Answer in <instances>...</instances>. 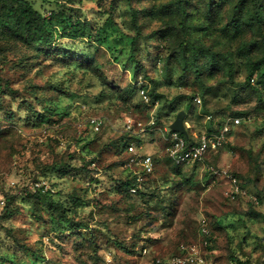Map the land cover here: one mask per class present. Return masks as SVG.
<instances>
[{
	"label": "rangeland",
	"instance_id": "374dc122",
	"mask_svg": "<svg viewBox=\"0 0 264 264\" xmlns=\"http://www.w3.org/2000/svg\"><path fill=\"white\" fill-rule=\"evenodd\" d=\"M29 1L54 10L49 43L0 4V264H166L184 247L203 264H264V0H245L260 22L237 0ZM181 110L199 133L242 122L177 166L168 130ZM152 112L157 127L141 131ZM129 143L152 173L128 164ZM211 167L244 194L229 197ZM133 174L141 193L123 184Z\"/></svg>",
	"mask_w": 264,
	"mask_h": 264
},
{
	"label": "built area",
	"instance_id": "2783aa9c",
	"mask_svg": "<svg viewBox=\"0 0 264 264\" xmlns=\"http://www.w3.org/2000/svg\"><path fill=\"white\" fill-rule=\"evenodd\" d=\"M51 13L48 12V15ZM144 101L151 104V96L145 88L140 91ZM198 102H201L200 97L195 98ZM242 118L238 116L228 117L224 122L215 130H206L202 133L194 130H188L187 134L180 131H175L169 128L168 130V146L167 154L173 164L177 166L194 164L205 160L210 154L219 151L227 142H229L230 134L234 127L241 124ZM141 131L145 132L157 127V116L155 112L151 113L150 119L146 124L140 123ZM131 127V124L129 125ZM187 128V127H186ZM126 151L129 153L128 164L141 166L146 173H152L154 169V160L151 154H141L133 143L126 145ZM211 170L217 176L223 177L227 180L229 188L227 194L232 199L238 198L244 194V189L241 184V180L237 174L230 170L217 169L211 167ZM141 177H138L140 181ZM140 187V183L130 188L134 193L137 192V188ZM207 225L206 219L202 220V226L204 231ZM185 247L180 254L162 260L157 259L158 263L166 264H203V260L196 256L194 252L185 253Z\"/></svg>",
	"mask_w": 264,
	"mask_h": 264
},
{
	"label": "trees",
	"instance_id": "16d2710c",
	"mask_svg": "<svg viewBox=\"0 0 264 264\" xmlns=\"http://www.w3.org/2000/svg\"><path fill=\"white\" fill-rule=\"evenodd\" d=\"M4 3V7L6 8L5 14L7 15V21L10 19H15L17 22V29L21 31L22 34H25L31 40L37 43H49L52 39V33L47 27L46 23L48 19H51L55 16L54 10L49 9L45 13H41L38 10L34 9L33 4L29 0H0V4ZM247 1L245 0H237L235 7L242 12H249L253 17L251 19H256L259 22L261 21V15L259 8L255 3L252 4V7L249 10H245V5ZM50 12V16H47V13ZM85 24L80 20H76L70 27L69 33L71 37H78L82 35V30L85 28ZM152 97V94H150ZM153 102H155L153 100ZM178 114V113H177ZM213 130V128L208 129ZM128 145V144H127ZM238 176V175H237ZM140 183L138 180V176L133 174L131 178L126 179L123 184L127 185L129 188L136 186ZM143 185V184H142ZM141 186L137 188V193H141ZM8 211V215L11 216V209H6Z\"/></svg>",
	"mask_w": 264,
	"mask_h": 264
},
{
	"label": "water",
	"instance_id": "95a60500",
	"mask_svg": "<svg viewBox=\"0 0 264 264\" xmlns=\"http://www.w3.org/2000/svg\"><path fill=\"white\" fill-rule=\"evenodd\" d=\"M187 113L184 110L178 112L176 119L171 123L170 128L175 131H180L187 134V128L185 124V117Z\"/></svg>",
	"mask_w": 264,
	"mask_h": 264
}]
</instances>
